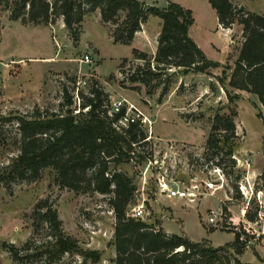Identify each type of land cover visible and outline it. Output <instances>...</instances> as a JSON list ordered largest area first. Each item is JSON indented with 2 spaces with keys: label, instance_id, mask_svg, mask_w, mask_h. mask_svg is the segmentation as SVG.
Returning a JSON list of instances; mask_svg holds the SVG:
<instances>
[{
  "label": "rangeland",
  "instance_id": "1",
  "mask_svg": "<svg viewBox=\"0 0 264 264\" xmlns=\"http://www.w3.org/2000/svg\"><path fill=\"white\" fill-rule=\"evenodd\" d=\"M140 1L163 8L167 0ZM172 1L190 8L193 21L188 26V35L208 58L220 65L209 68L210 73L168 68L161 73V77H168V86L159 100L160 86L146 93L140 82L123 79L124 85L119 83L135 63L142 62L131 58V47L153 55L158 16L148 14L135 30L136 36L124 44L111 41L112 25L101 22L92 10L82 16L78 38L73 42L61 15L51 22L31 24L8 18L7 9L1 8L0 165L16 152L13 115H28L34 109L65 108L60 104L62 85L72 94L68 106L76 112L78 91L85 93L89 83L95 80L108 94V111L124 106L123 114L137 120L146 134L145 143L134 152L140 154V159L131 157L115 165L131 177L134 186L127 212L142 203L138 217L154 228H160L157 224L161 220L171 232L182 231L188 238L205 239L212 246L227 244L233 239L229 230H238L240 240L246 239V247L264 237L262 234L254 238L255 230L260 228L259 222H254L257 188L261 189L257 198L264 204V183L259 175L261 172L264 175V112L256 96L243 89L227 87L236 94L229 104L216 81V76L230 70L222 65L233 64L241 40L240 25L233 22L230 27H222L228 31L220 28L207 0ZM231 1L264 15V0ZM84 54L88 60L83 58ZM123 57L126 60L120 72L118 64ZM230 107L234 109L236 133L231 167L226 161L214 164L203 151L211 116L215 111L228 112ZM128 121L116 123L125 125ZM160 178L167 182L173 179L178 186L194 185L196 195L192 200L167 197L157 191ZM42 197L55 208L61 232L75 241V247L52 260L31 254L24 256L23 261L13 259L5 248L9 243L20 247L27 241L29 248L23 250L27 253L36 246L42 249L55 245L56 237L49 233L43 221L38 220L34 229L30 223L31 209ZM211 209L216 212L217 220L210 224L206 215ZM113 222L107 194L61 186L49 167L43 168L36 179L2 177L0 180V264H113ZM252 246L243 249L242 259L253 258L254 251L261 249L259 245ZM89 251L96 256L91 258L84 253Z\"/></svg>",
  "mask_w": 264,
  "mask_h": 264
},
{
  "label": "trees",
  "instance_id": "2",
  "mask_svg": "<svg viewBox=\"0 0 264 264\" xmlns=\"http://www.w3.org/2000/svg\"><path fill=\"white\" fill-rule=\"evenodd\" d=\"M207 2L221 27H230L233 22L240 25L241 40L233 64H223L230 70L216 76V81L229 104L236 94L227 87L243 89L256 96L264 112V15L235 5L231 0ZM1 8L7 9L8 18L31 24L51 22L61 15L73 42L78 38L82 16L95 8L100 21L112 25L109 29L111 41L124 44L130 42L134 31L148 14L158 16L160 23L153 55L131 47V58H139L142 62L135 63L119 80L121 85H124L123 79L140 82L146 93L160 86L158 100L167 90L168 77H161V73L168 68L210 73L209 68L220 65L217 60L208 58L188 35V26L193 21L191 10L176 1L167 0L165 7L159 8L144 5L140 0H0ZM125 60L123 57L118 64L120 72ZM131 86L138 87L136 84ZM78 94L76 112L68 106L72 94L62 85L60 104L65 108L34 109L28 115H13L17 132L13 142L16 152L8 162L0 165V180L2 177L36 179L43 168L49 167L61 186L107 194L114 218L111 235L113 264H264V257L257 254L256 262H242L237 258L236 254L242 251L246 241L240 240L238 230H229L233 232V239L227 244L212 246L205 239L192 240L182 233L165 232L138 216L130 215L127 209L134 186L131 177L115 165L131 157L140 159V154L134 152L136 147L145 143L146 134L137 120L125 125L116 123L124 106L108 111V94L95 80L89 83L85 93L79 90ZM233 115L234 109L230 107L228 112L215 111L210 118L203 151L216 165L224 161L230 167L234 165L231 156L236 138ZM259 175L264 183L263 172ZM29 218L33 229L35 223H45L49 233L56 237L55 245L42 249L36 246L27 253L23 251L29 248L27 241L20 247L9 243L5 248L13 259L23 261L24 256L31 254L44 255L52 260L65 250L74 249L75 241L63 235L57 212L45 197L35 201ZM84 253L91 258L96 256L93 251Z\"/></svg>",
  "mask_w": 264,
  "mask_h": 264
},
{
  "label": "built area",
  "instance_id": "3",
  "mask_svg": "<svg viewBox=\"0 0 264 264\" xmlns=\"http://www.w3.org/2000/svg\"><path fill=\"white\" fill-rule=\"evenodd\" d=\"M83 58L88 60V56L86 54L83 55ZM127 120L133 121V118L125 116V114H122L121 117L117 119L119 123H125ZM125 121V122H124ZM174 183L173 185L170 184ZM156 188L158 192H163L167 197H177V198H187L189 200H192L193 197L196 195L197 187L194 185L191 186H178L177 182L175 180L171 179L170 181L159 179L156 183ZM252 191V190H251ZM257 193L255 195L257 199V210H256V218L254 219V222H259V230H255L254 232V238H256L259 235L264 234V204L261 203V200H259V194L261 193V189H256ZM142 201V200H141ZM142 203L136 204V206L131 207L129 214L132 216H138L141 214ZM218 212V211H217ZM217 220L216 218V212L211 209L206 215V222L207 223H215Z\"/></svg>",
  "mask_w": 264,
  "mask_h": 264
},
{
  "label": "crops",
  "instance_id": "4",
  "mask_svg": "<svg viewBox=\"0 0 264 264\" xmlns=\"http://www.w3.org/2000/svg\"><path fill=\"white\" fill-rule=\"evenodd\" d=\"M212 8V7H211ZM94 12H96L97 13V17H98V19H99V13H98V9H94L93 10ZM215 13V12H214ZM215 18H216V15H215ZM148 19V18H147ZM146 19V20H147ZM216 22H217V20H216ZM159 23H160V20H159ZM217 25L220 27V25L217 23ZM143 28V27H142ZM220 28H222V27H220ZM158 29H159V24H158V28L156 29V31H155V34L157 33V31H158ZM223 29V28H222ZM224 31H228V30H226V29H223ZM136 33H137V31H135L134 32V34H133V36H132V38L134 37V36H136ZM132 40V39H131ZM131 40H130V42H131ZM196 43V42H195ZM200 47V46H199ZM204 52V51H203ZM158 225V227H160L163 231H165V232H171L170 231V229L169 228H165L164 226H163V222L160 220L159 221V223L157 224ZM179 233H182V231L181 232H179ZM183 234V233H182ZM184 235H186L187 236V234L186 233H184ZM188 237V236H187ZM209 242V241H208ZM247 242H251L250 240H248ZM210 243V242H209ZM259 245L260 246V250H255L254 251V253H255V256H260V257H264V237H261V240H260V242H256V243H252L251 242V244H246V247H253L252 245ZM246 247H244V248H246ZM243 248V249H244ZM243 249H242V251H243ZM242 251L240 252V253H238L236 256H237V258L240 260V261H242V262H256L257 261V257H255L254 256V254H253V258H249V259H246V260H244V259H242L241 258V253H242ZM257 254V255H256Z\"/></svg>",
  "mask_w": 264,
  "mask_h": 264
}]
</instances>
